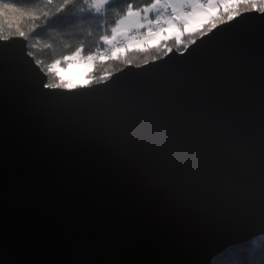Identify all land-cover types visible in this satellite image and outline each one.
<instances>
[{
	"label": "water",
	"instance_id": "water-1",
	"mask_svg": "<svg viewBox=\"0 0 264 264\" xmlns=\"http://www.w3.org/2000/svg\"><path fill=\"white\" fill-rule=\"evenodd\" d=\"M46 78L0 37V264H209L263 234L264 10L99 82Z\"/></svg>",
	"mask_w": 264,
	"mask_h": 264
},
{
	"label": "trees",
	"instance_id": "trees-1",
	"mask_svg": "<svg viewBox=\"0 0 264 264\" xmlns=\"http://www.w3.org/2000/svg\"><path fill=\"white\" fill-rule=\"evenodd\" d=\"M153 1L107 0L95 7L94 0H0V37L23 36L28 52L47 74L46 83L56 86L58 78L47 72L52 63L75 52L80 56L93 52L112 34L113 27L128 10H141ZM257 2L242 0L239 3L251 10ZM219 17L221 15L217 14L201 28L185 33L179 41L162 40L156 45L130 48L115 57L96 61L89 71L92 83L108 78L125 65H140L161 57L167 44L171 49L183 50L196 37L226 20H218ZM184 41L187 44L183 45ZM209 264H264L263 235L215 253Z\"/></svg>",
	"mask_w": 264,
	"mask_h": 264
},
{
	"label": "rangeland",
	"instance_id": "rangeland-1",
	"mask_svg": "<svg viewBox=\"0 0 264 264\" xmlns=\"http://www.w3.org/2000/svg\"><path fill=\"white\" fill-rule=\"evenodd\" d=\"M94 1V6L99 7L107 0ZM206 1L208 2L207 5H203L200 0H154L141 10H128L117 21L113 27L112 34L105 37L104 42H109L107 45L111 46L108 49L109 55L115 57L127 49L156 45L162 40L171 38L179 41L185 33H192L201 28L203 24L210 21L217 14L221 15L218 20H227L241 12V10H250L248 8L244 9L246 6L239 3L242 0ZM230 3L234 5L231 6ZM261 3L262 0H258L251 10L263 8ZM186 5L191 6L190 12H183V8ZM168 10L170 12H167ZM160 22L165 25L157 26ZM131 28H136L139 33L132 32ZM185 40L187 41V39ZM182 44L185 45L187 43L184 41ZM169 46L168 44L166 45L165 52L171 49ZM99 48H103V46L101 45ZM87 57L88 59L85 55L80 56L78 52H75L65 59L52 63L48 67L47 72L55 75L58 78V82L55 85L62 86L63 88L91 84L94 81L91 80V76L89 75L92 64L105 58L102 56L98 57L97 55H88Z\"/></svg>",
	"mask_w": 264,
	"mask_h": 264
},
{
	"label": "built area",
	"instance_id": "built-area-1",
	"mask_svg": "<svg viewBox=\"0 0 264 264\" xmlns=\"http://www.w3.org/2000/svg\"><path fill=\"white\" fill-rule=\"evenodd\" d=\"M231 4V6L232 5H234L233 3H230ZM262 7L263 8H261V9H264V0H262ZM191 6L190 5H186L184 8H183V12H187V11H191ZM167 12H170V10H168ZM161 25H165L164 23H158L157 24V26H161ZM131 31L132 32H135V33H139V31L136 29V28H131ZM111 46L110 45H106V46H104L103 48H99V51L98 52H91V53H89L88 55H92V56H95V55H97L98 57H100V56H102L103 58H105L109 53V48H110ZM88 55H85L86 56V58L88 59Z\"/></svg>",
	"mask_w": 264,
	"mask_h": 264
},
{
	"label": "bare ground",
	"instance_id": "bare-ground-1",
	"mask_svg": "<svg viewBox=\"0 0 264 264\" xmlns=\"http://www.w3.org/2000/svg\"><path fill=\"white\" fill-rule=\"evenodd\" d=\"M200 1L202 2L203 5H207V4H208V2H207L206 0H200ZM263 10H264V9H260V10H258V11H263ZM166 13H167V12H166ZM166 13H165V14H166ZM7 38H8V37H7ZM191 42H192V41H191ZM191 42H190V43H191ZM107 44H109V42H104V43L102 44V46L104 47V46H106ZM186 46H187V45H186ZM186 46H185V47H186ZM173 49H175V48H173ZM170 50H171V49H170ZM98 51H99V48L95 49L93 52H98ZM168 51H169V50H168ZM168 51H166L165 53H167ZM178 51H179V50H178ZM181 51H182V50H181ZM165 53H164V54H165ZM164 54H163V55H164ZM163 55H162V56H163ZM109 56H111V55L108 54L107 57H105V58L107 59V58H109ZM67 57H68V56H67ZM64 59H65V58H64ZM152 60H153V59H152ZM46 84H47V83H46ZM47 85H48V84H47ZM49 86H50V85H49ZM55 87H57V86H55ZM250 235H251V234H250ZM262 235H263V237H264V232H263ZM214 252H215V251H214ZM211 254H212V253H211ZM207 257H208V256H207ZM207 257H206V258H207ZM205 260H206V259L200 260V261H199L198 263H196V264H208V262H206Z\"/></svg>",
	"mask_w": 264,
	"mask_h": 264
}]
</instances>
